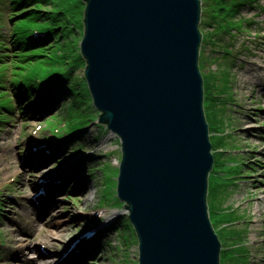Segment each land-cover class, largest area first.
Segmentation results:
<instances>
[{"label":"rangeland","instance_id":"rangeland-1","mask_svg":"<svg viewBox=\"0 0 264 264\" xmlns=\"http://www.w3.org/2000/svg\"><path fill=\"white\" fill-rule=\"evenodd\" d=\"M55 1L67 7V16L83 20L84 0ZM219 1L202 0L199 24L203 32L199 64L208 93L204 107L214 153L207 201L222 247L229 249L221 252V262L264 264V0H249L237 12L231 9L234 14L217 23L235 18V25L221 28L212 18L222 5ZM10 5V0H0V41L7 46L0 54L8 55L0 60V74L5 77L0 102L14 105L12 109L0 105V264H47L51 251L59 259L67 256L60 264H139V239L133 223H114L129 216L117 194L121 139L96 118L84 128L81 140L74 139L83 143V148L58 144L54 139L59 131L52 135L49 121L54 119L62 131L66 117L76 121L86 114V104L72 106L68 94L55 112L42 114L33 106L25 109V100L16 101L13 78L24 71L23 67L40 61L29 62L21 53L29 54L33 49L12 42L21 21L33 15L27 11L34 4L13 9ZM42 5L41 11L55 7L48 2ZM222 14L217 12L218 19L226 16ZM81 37V33L75 34L79 47ZM75 54H69L73 64L77 62ZM79 64L74 71L78 77L84 73L85 62ZM40 70L47 75L49 67L41 63ZM92 111L98 114L96 107ZM42 146L55 154L54 158L42 155ZM23 158L35 167L26 162L23 166ZM82 158L85 164L78 171L76 164ZM71 167L77 173L69 175L67 185L62 184ZM50 172V177L40 176ZM42 180L48 182L45 187L39 185ZM31 183L32 190L27 186ZM39 192L44 199L31 204L29 199ZM81 233L83 238L90 237L80 238L68 253L73 237ZM38 246L49 253L39 254ZM73 255L80 260H70ZM18 256L31 263H23Z\"/></svg>","mask_w":264,"mask_h":264},{"label":"water","instance_id":"water-1","mask_svg":"<svg viewBox=\"0 0 264 264\" xmlns=\"http://www.w3.org/2000/svg\"><path fill=\"white\" fill-rule=\"evenodd\" d=\"M84 2V76L97 121L121 139L117 194L139 264H221L207 201L214 153L199 64L202 0Z\"/></svg>","mask_w":264,"mask_h":264},{"label":"trees","instance_id":"trees-1","mask_svg":"<svg viewBox=\"0 0 264 264\" xmlns=\"http://www.w3.org/2000/svg\"><path fill=\"white\" fill-rule=\"evenodd\" d=\"M10 2V9H13L14 6H19L20 8L27 6L28 4H34L31 9H28L30 11H27V13L29 12L28 14L33 12V15H29L22 21L20 20L22 27L13 33L12 42H14L15 46L20 45L33 49L29 54L21 53V55L27 57L29 62L40 61L31 66H20L21 68L23 67L24 71L17 72L12 81L13 85L11 86L13 91H15L14 96L16 101L22 103V100H25L23 103L25 109L26 106H33L36 108L35 112H41L42 114L55 112V110H57L56 108L59 107V103H61L62 100L64 101L68 94L72 97L70 103L72 106L77 107L86 104L84 112L86 114L83 115L80 120L76 121L74 119L68 121L66 117V126L62 131L57 129L58 124L53 121L54 119L49 121L52 135L56 133V129L59 131V133H57L58 136L54 141H57L58 144L62 145L73 144V149H81L84 146L82 145L83 143L74 139L79 137V140H81V137L84 136L85 133L84 128L89 126L90 123L94 122L99 116V113L97 114L95 112L96 115H94V111H92L95 107L92 106V97L84 73L80 77L74 74V71L81 66L79 62L81 61L84 64V58L79 47V39L76 40L75 38V34L79 35L81 33L82 35L84 26L83 20H78L77 18L75 20L72 16H67V7L63 6L61 2L55 0H10ZM44 2L53 3L55 7L53 9H47L49 11H41L43 10L42 3ZM219 2H221L222 5L219 6L217 10H214V12L222 11V15L226 16L218 19V16L216 15L217 12L216 14H212V18L216 23L217 20L222 22L227 17H230L229 14H234L231 9H234L237 12L239 7L248 3L249 0H220ZM21 12H26V10ZM15 16H18V14L15 13ZM231 19L232 20L228 21L226 24H217L220 25V28L223 26H234L236 21H233V19L235 18ZM67 38L69 39L67 40ZM5 46L4 42L0 41V49ZM70 51H74L76 54H79L80 52L78 56L76 54L74 55V60L77 61L74 64L69 58ZM5 56L8 55L1 53L0 60L5 58ZM41 63L49 67L47 75L40 70ZM0 80H2L0 86H4L5 77H3L2 74H0ZM207 96L208 93L206 91L205 97ZM88 97L90 100L89 102L87 100ZM0 105L9 109L14 108V105L11 102L3 101L0 102ZM23 107L21 109L24 113L26 111L25 109L23 110ZM57 121L59 123L61 120L57 119ZM83 122H86L85 126L80 125ZM46 142L49 141L46 140ZM45 148L47 149V147L42 146L40 149L42 155L45 154V157H48L49 159L50 157L54 158L55 155L47 153ZM86 157L87 156H84L83 158L85 159ZM84 159L76 164V166H78L76 168L78 171L83 168V164H85ZM76 173L77 172L74 171V168L71 167L69 173L64 175V180L63 182L61 181V183L67 185L69 175H74ZM74 188L72 187L73 191L76 190ZM117 222H120L123 226L132 225L129 216L119 217L114 223ZM89 244H91V242H89ZM94 244L96 243L94 242ZM88 248L89 245H86L84 250L87 251L89 250ZM224 250L228 251L229 249L227 247L224 249L222 248V251ZM221 264H224V262L222 261Z\"/></svg>","mask_w":264,"mask_h":264},{"label":"bare ground","instance_id":"bare-ground-1","mask_svg":"<svg viewBox=\"0 0 264 264\" xmlns=\"http://www.w3.org/2000/svg\"><path fill=\"white\" fill-rule=\"evenodd\" d=\"M203 39V38H202ZM201 47H202V43H201ZM200 54H201V50H200ZM55 155V154H54ZM23 156V155H22ZM20 159H21V157H20ZM27 163V164H29L31 167H35V166H33L32 164H31V162L29 161V160H27V159H25V158H23L22 159V165L24 164V163ZM24 166V165H23ZM42 178H47V177H50V175H48V176H45V175H40ZM39 177V176H38ZM49 180H51V179H49ZM48 180V181H49ZM59 182V181H58ZM61 182V181H60ZM46 183H48V182H46L45 180H42L41 182H39V185H41V187H45L46 186ZM32 185V183L31 184H27V186L28 187H30ZM56 185H58V184H56ZM57 187H59V186H57ZM62 188V187H61ZM30 189L32 190V188L30 187ZM57 189H60V188H57ZM31 190H29V191H31ZM44 193H45V191H44ZM44 194H38V195H36L35 194V198H33V197H29L30 199V203L31 204H34L35 202H38V201H40L41 199H44ZM52 204L53 203H55V202H51ZM54 205H52V208H54L53 207ZM5 215V214H4ZM90 236L89 235H85L84 236V238H86V239H88ZM83 237L81 238V240L82 239H84ZM80 242V241H79ZM79 242H77V244L73 247V248H71V249H69L68 250V253H71V252H73V250L75 249V247L79 244ZM35 248V250H36V246L35 245H33ZM45 247V246H44ZM38 248L40 249H38L37 251L39 252V254H41V255H43V252L44 251H46V252H48L49 253V249L48 250H46V249H44L43 247L42 248H40V246H38ZM51 251V250H50ZM67 253V254H68ZM51 256V259L49 260V263H47V264H60L61 262H63L64 260H66V258H67V256H63V257H61L60 259L59 258H57L56 257V252H54V251H51V254H50ZM74 256V255H73ZM71 257V256H70ZM18 258L20 259V260H22V261H24L23 263H27V262H29V263H31V260H27V259H25V258H23L22 256H21V258L18 256ZM52 258H54V259H52ZM70 260H75V261H79L80 260V257H71L70 258ZM75 261H69V262H75Z\"/></svg>","mask_w":264,"mask_h":264}]
</instances>
